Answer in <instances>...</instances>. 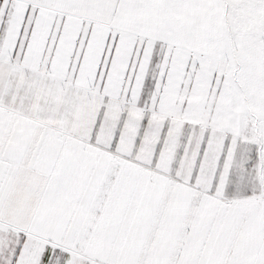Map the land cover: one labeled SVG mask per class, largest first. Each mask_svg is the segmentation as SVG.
Here are the masks:
<instances>
[{"label": "snow or ice", "instance_id": "snow-or-ice-1", "mask_svg": "<svg viewBox=\"0 0 264 264\" xmlns=\"http://www.w3.org/2000/svg\"><path fill=\"white\" fill-rule=\"evenodd\" d=\"M0 264H264V0H0Z\"/></svg>", "mask_w": 264, "mask_h": 264}]
</instances>
